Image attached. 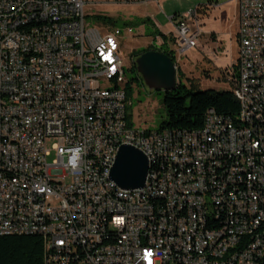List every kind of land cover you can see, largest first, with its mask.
I'll list each match as a JSON object with an SVG mask.
<instances>
[{
    "label": "built area",
    "instance_id": "2783aa9c",
    "mask_svg": "<svg viewBox=\"0 0 264 264\" xmlns=\"http://www.w3.org/2000/svg\"><path fill=\"white\" fill-rule=\"evenodd\" d=\"M158 1L0 0V236L42 237L46 264H264V0H233L238 115L209 109L193 131L135 128L121 47L134 30L85 23L91 4ZM213 6L186 15L191 36L175 23L180 55ZM123 145L148 157L144 189L111 180Z\"/></svg>",
    "mask_w": 264,
    "mask_h": 264
},
{
    "label": "rangeland",
    "instance_id": "374dc122",
    "mask_svg": "<svg viewBox=\"0 0 264 264\" xmlns=\"http://www.w3.org/2000/svg\"><path fill=\"white\" fill-rule=\"evenodd\" d=\"M212 2L213 7L200 13L201 36L194 47L184 54L178 53L175 23L185 20L191 29L190 36L196 32L195 20L186 15L199 5ZM87 23L93 28H114L109 20H116L117 27L127 23L133 33L125 34L122 41V57L125 62L127 80L134 79L130 68L134 54L140 49H148L154 40V33H161L159 43H167L175 53L177 69L180 70L182 84L193 91H233L234 86L228 77L239 57V6L233 0H159L147 5L91 4L86 7ZM176 16L173 23L170 18ZM106 28V29H107ZM164 95L150 92L144 86H133L131 123L135 128L150 131L159 130L166 117L163 105ZM55 139L48 140L51 151L49 162L56 159ZM71 182V180H68Z\"/></svg>",
    "mask_w": 264,
    "mask_h": 264
},
{
    "label": "trees",
    "instance_id": "16d2710c",
    "mask_svg": "<svg viewBox=\"0 0 264 264\" xmlns=\"http://www.w3.org/2000/svg\"><path fill=\"white\" fill-rule=\"evenodd\" d=\"M109 26L117 27L116 20H109ZM127 23H121V28L126 27ZM131 26V25H129ZM161 33L156 31L154 38L159 37ZM148 51H158L168 55L175 62V53L170 50L167 43L161 48L150 46L148 49H140L135 52L131 72L135 74L134 79L127 82L128 101L132 102L133 86H144L139 77L135 58ZM235 66L231 69L233 72ZM182 74L177 69L178 85L175 91L163 93V105L165 107L166 117L159 126V130H180L193 131L203 128L205 115L209 109L216 111L218 115L234 118L240 111L239 102L233 91H193L182 84ZM228 77L233 83L236 74L230 73ZM145 87V86H144ZM133 104L128 107V120L131 121ZM0 264H46L45 263V243L42 237L38 235H11L0 236Z\"/></svg>",
    "mask_w": 264,
    "mask_h": 264
},
{
    "label": "water",
    "instance_id": "95a60500",
    "mask_svg": "<svg viewBox=\"0 0 264 264\" xmlns=\"http://www.w3.org/2000/svg\"><path fill=\"white\" fill-rule=\"evenodd\" d=\"M137 73L150 92L169 93L178 85L177 66L158 51H148L134 60ZM150 171L148 157L130 145L120 147L111 171V180L122 190L144 189Z\"/></svg>",
    "mask_w": 264,
    "mask_h": 264
},
{
    "label": "bare ground",
    "instance_id": "6f19581e",
    "mask_svg": "<svg viewBox=\"0 0 264 264\" xmlns=\"http://www.w3.org/2000/svg\"><path fill=\"white\" fill-rule=\"evenodd\" d=\"M87 14L85 15V23H87ZM76 26V19H61V27H74ZM32 27H39V20H32ZM120 147L114 151V162L118 154ZM114 164L111 165V171ZM116 185V184H115ZM118 190H122L118 187ZM206 226H214V219H206ZM244 247L253 248L255 247V235H247L246 240H244Z\"/></svg>",
    "mask_w": 264,
    "mask_h": 264
}]
</instances>
